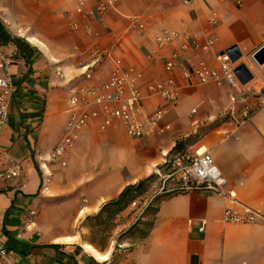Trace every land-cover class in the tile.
Listing matches in <instances>:
<instances>
[{"label": "crops", "instance_id": "0c3cea01", "mask_svg": "<svg viewBox=\"0 0 264 264\" xmlns=\"http://www.w3.org/2000/svg\"><path fill=\"white\" fill-rule=\"evenodd\" d=\"M240 1L197 0L186 7L174 0H119L114 10L88 17L96 0H0V53L15 89L8 121L0 125V151L21 167L19 178L0 181V242L22 264H264V223L221 221L226 209L241 207L264 218V108L236 127L242 103L230 98L238 89L188 84L177 69L172 76L182 99L159 123L168 130L132 141L121 124L101 131L100 119L93 120L79 133L65 167L47 164L48 177L40 169L60 140L71 90L104 82L114 59L141 74L147 118L162 105L145 90L168 78L163 65L169 50L155 52L153 44L162 31L197 38L183 66L202 62L217 69L218 56L236 46L254 78L247 87L263 85L264 71L247 57L264 47V0ZM79 3L82 15L75 13ZM210 12L217 15L216 27L209 24ZM135 18L147 24L146 32L132 28ZM209 37L216 42L203 51ZM189 147L208 152L236 203L194 191L161 198L136 223L129 206L106 222L108 204L160 171L174 149ZM27 210L37 213L38 234L18 240Z\"/></svg>", "mask_w": 264, "mask_h": 264}, {"label": "built area", "instance_id": "2783aa9c", "mask_svg": "<svg viewBox=\"0 0 264 264\" xmlns=\"http://www.w3.org/2000/svg\"><path fill=\"white\" fill-rule=\"evenodd\" d=\"M119 0H96L93 10L87 12L88 17L102 16L110 10H114ZM182 6H192L197 0H174ZM235 6H240V0H229ZM227 2V0H221ZM76 14L82 15L83 4L79 3ZM209 24L211 27L217 26V15L210 12ZM131 25L138 32H146L147 24L139 23L135 18L131 20ZM71 30L78 31L77 25H71ZM87 36L92 35L90 28H85ZM197 38L175 31H162L153 37L155 52L169 50V58L164 61V71L168 78L159 83L149 84L145 87L148 97L158 98L162 105L155 110L150 118L144 115L142 109L143 96L139 89L141 74L132 67H125L120 59H114L108 78L92 86L74 87L68 97V119L65 123L58 144L48 155V161L40 165L41 172L49 176L47 164H58L66 166V156L78 138L79 133L87 128L93 120L100 119V130L105 131L113 124L119 123L124 129L125 135L132 141L143 140L155 132L162 133L169 127L159 129V123L164 116L175 108L182 99L179 87L177 86L173 73L181 70L182 79L188 84L214 85L215 87H231L238 89V97L231 96L230 102L237 100L242 103V109L238 113L235 126L240 127L247 123L254 110L264 108V84L252 87L241 86L234 76V69L243 63L241 59L236 64H231L226 55L218 56L219 68L214 69L199 62L194 66H183L184 55L198 45ZM216 39L209 37L201 47L203 51H209L215 44ZM117 48L122 47V43L116 44ZM155 54V53H154ZM253 54L247 57L259 70L264 71V64L258 66L253 60ZM151 60V55L146 57ZM8 63L0 53V125H5L8 121V108L15 92L9 73L6 67ZM56 79H62L63 73L60 68L54 71ZM254 79V78H253ZM253 81V80H252ZM252 99L250 105L246 100ZM230 112H233L232 108ZM194 115L195 111H191ZM3 164H1V162ZM164 170L158 171L156 180L150 185L148 198L140 197L130 203L129 207L135 214V223L143 218L145 212L153 204V200L159 197H168L190 192H200L206 195H215L230 198L236 203L235 195L229 190L228 184L224 180L221 172L215 166L208 152H201L200 149L189 147L177 151L167 158L163 164ZM21 167L11 157H4L0 151V181H10L20 177ZM35 210H27L22 217V224L16 235L18 240H22L25 234L29 233L30 239L38 233L35 228ZM223 224L229 225H251L264 223V218L255 211L241 207L239 212L226 209L221 219ZM203 232L201 226L198 230ZM0 264H22V259L14 251L8 249L0 242Z\"/></svg>", "mask_w": 264, "mask_h": 264}, {"label": "trees", "instance_id": "16d2710c", "mask_svg": "<svg viewBox=\"0 0 264 264\" xmlns=\"http://www.w3.org/2000/svg\"><path fill=\"white\" fill-rule=\"evenodd\" d=\"M177 151H179L177 148L174 149L168 157L174 155ZM163 170H164V166H162L160 168V171H163ZM155 180H156V175L154 174L151 177H149L148 179H146L142 182H139L135 188H133V187L126 188L120 194V196L116 202H112V203L107 205V207H109L110 210L108 212V217H107L106 222L111 221L115 215L122 213L130 205V203H132L135 199H138V198L142 197L143 195H145L148 192L150 185ZM161 198L162 197L154 199L153 203L160 200ZM147 212H148V210L145 212V214ZM95 223L99 226L104 224V222L101 223L100 221H96Z\"/></svg>", "mask_w": 264, "mask_h": 264}, {"label": "water", "instance_id": "95a60500", "mask_svg": "<svg viewBox=\"0 0 264 264\" xmlns=\"http://www.w3.org/2000/svg\"><path fill=\"white\" fill-rule=\"evenodd\" d=\"M222 55H226L231 64H236L241 59V53L236 46L226 50ZM253 60L258 66L264 64V47L254 53ZM234 76L241 86H245L253 80V75L244 64H240L234 69Z\"/></svg>", "mask_w": 264, "mask_h": 264}, {"label": "rangeland", "instance_id": "374dc122", "mask_svg": "<svg viewBox=\"0 0 264 264\" xmlns=\"http://www.w3.org/2000/svg\"><path fill=\"white\" fill-rule=\"evenodd\" d=\"M109 226L108 225H105L104 227H102V230L106 231L108 230Z\"/></svg>", "mask_w": 264, "mask_h": 264}, {"label": "bare ground", "instance_id": "6f19581e", "mask_svg": "<svg viewBox=\"0 0 264 264\" xmlns=\"http://www.w3.org/2000/svg\"><path fill=\"white\" fill-rule=\"evenodd\" d=\"M90 251H93L91 248H88ZM96 255V254H95ZM100 259H103V258H100Z\"/></svg>", "mask_w": 264, "mask_h": 264}]
</instances>
